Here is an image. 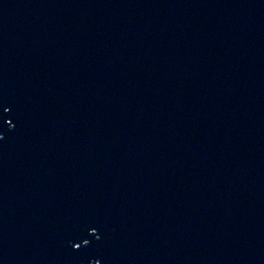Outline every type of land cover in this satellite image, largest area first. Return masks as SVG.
Returning <instances> with one entry per match:
<instances>
[{
	"label": "water",
	"instance_id": "obj_1",
	"mask_svg": "<svg viewBox=\"0 0 264 264\" xmlns=\"http://www.w3.org/2000/svg\"><path fill=\"white\" fill-rule=\"evenodd\" d=\"M0 264H264V0H0Z\"/></svg>",
	"mask_w": 264,
	"mask_h": 264
}]
</instances>
